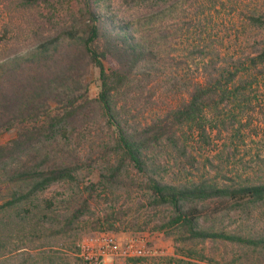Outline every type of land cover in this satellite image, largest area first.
I'll return each instance as SVG.
<instances>
[{
	"label": "rangeland",
	"instance_id": "obj_1",
	"mask_svg": "<svg viewBox=\"0 0 264 264\" xmlns=\"http://www.w3.org/2000/svg\"><path fill=\"white\" fill-rule=\"evenodd\" d=\"M81 3L82 0H40L33 4L27 0H0V59L27 50L40 31L46 33L58 26L74 24ZM167 3L160 13L155 7H147L145 0L111 2V9L120 16L141 20L144 24L141 26L151 33L162 55L189 64L173 65L174 74L168 71L161 81L148 85L145 96L157 86L153 100L159 103L146 105L140 114L133 109L136 123L144 126L163 120L165 105L175 104L176 98L186 94L180 88V78L200 79L202 68L210 60L221 70L234 71L238 65L243 66L234 83L248 80L252 84L243 95L207 110L205 132L196 128L193 132L187 128L177 131L181 138L175 146L178 151L168 147L150 153V162L166 170L157 177L173 184L188 176H203L220 183L264 181V71H259L264 67L255 69L250 64V59L264 46V0H167ZM149 13H154V20L145 23ZM197 46L203 53L194 57L191 51ZM86 82L90 96L96 97L97 72L90 71ZM98 123L104 140L111 142V132L103 119L89 125L93 135ZM15 136V130L8 132L0 138V145H8ZM88 147L86 143L78 148L83 157ZM115 161L114 158L112 163ZM103 171V164L95 163L79 172L77 182L53 184L29 202L7 207L13 188L5 180L7 172L0 170V264H85L78 256L77 242L101 230L118 237L147 232L155 250L152 256L138 261L116 258L111 264H264L261 247L211 239L180 241L178 236L160 229L170 218L171 208L153 205L150 192L138 187L141 177L131 167L125 176L127 181L138 182L132 189H104L100 184L92 191L90 211L72 229H67V218L81 199L89 197L87 186L97 184ZM204 204L211 207V215L201 219L202 227L251 238L264 237V201L245 208L225 209L217 215L215 204ZM106 216L116 219L113 228L104 222ZM98 220L100 224L95 228Z\"/></svg>",
	"mask_w": 264,
	"mask_h": 264
},
{
	"label": "trees",
	"instance_id": "obj_2",
	"mask_svg": "<svg viewBox=\"0 0 264 264\" xmlns=\"http://www.w3.org/2000/svg\"><path fill=\"white\" fill-rule=\"evenodd\" d=\"M28 1L33 4L40 0ZM145 1L147 7L159 12L168 4L167 0ZM111 2L82 0L74 24L40 31L27 50L0 59V138L16 132L8 145H0V170L7 172L5 180L13 188L5 206L29 202L53 184L77 182L81 170L100 162L104 166L100 180L87 186L89 197L81 199L66 220V228L72 229L90 211L94 188L101 184L104 189L130 190L138 183L126 180L125 173L131 167L141 177L138 187L150 192L153 205L171 208L170 218L159 226L168 234L178 236L180 241L223 240L264 249V237H245L201 226V219L211 215V207L204 203L215 204L216 215L225 209L248 207L264 201V181L220 183L188 176L173 184L158 178L157 174L166 170L149 160L154 151L176 149L181 139L177 131L187 128L193 132L196 128L205 132L207 110L243 95L252 82L234 81L244 67L221 70L214 60L208 61L200 79L180 78V88L186 94L181 99L175 97V104L165 105L163 120L140 125L133 109L140 114L146 105L159 103L153 100L157 86L145 96L148 85H155L168 71L173 72V65L189 64L162 55L141 20L120 16L111 9ZM145 17V23L153 21L154 13ZM202 53L199 46L191 51L194 57ZM250 64L255 69L264 67V46ZM92 70L97 72L98 87L93 98L86 82ZM102 119L111 132L109 143L101 134V123L94 128V135L89 127L94 120ZM86 143L90 148L83 157L78 148ZM115 221L106 216L104 222L113 228ZM98 224L99 220L94 227Z\"/></svg>",
	"mask_w": 264,
	"mask_h": 264
},
{
	"label": "built area",
	"instance_id": "obj_3",
	"mask_svg": "<svg viewBox=\"0 0 264 264\" xmlns=\"http://www.w3.org/2000/svg\"><path fill=\"white\" fill-rule=\"evenodd\" d=\"M76 247L85 264H111L116 258H144L155 253L147 232L118 237L101 230L81 238Z\"/></svg>",
	"mask_w": 264,
	"mask_h": 264
}]
</instances>
